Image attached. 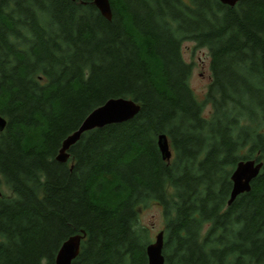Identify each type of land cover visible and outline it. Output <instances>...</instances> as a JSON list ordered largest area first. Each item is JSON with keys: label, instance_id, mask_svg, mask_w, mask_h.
<instances>
[{"label": "trees", "instance_id": "16d2710c", "mask_svg": "<svg viewBox=\"0 0 264 264\" xmlns=\"http://www.w3.org/2000/svg\"><path fill=\"white\" fill-rule=\"evenodd\" d=\"M110 2L108 20L93 0H0V264H55L83 231L72 264H148L140 209L153 201L167 264H264V165L228 204L236 164L264 162V0ZM185 40L209 50L203 101ZM113 97L140 111L86 131L59 161Z\"/></svg>", "mask_w": 264, "mask_h": 264}, {"label": "water", "instance_id": "95a60500", "mask_svg": "<svg viewBox=\"0 0 264 264\" xmlns=\"http://www.w3.org/2000/svg\"><path fill=\"white\" fill-rule=\"evenodd\" d=\"M222 3L235 6L242 0H220ZM101 14L108 20L112 19V6L110 0H93ZM140 104L132 98L113 97L102 105L94 108L82 121L80 126L70 133L62 142V146L57 155L61 162H67L70 158V148L81 136L89 130L101 128L108 124L121 123L133 118L140 111ZM7 120L0 114V130H4ZM158 145L163 158L170 161L172 158V148L166 134L159 135ZM264 162L257 159H241L235 166L231 174L232 190L228 204L242 193L251 190L252 181L260 174ZM3 192L0 189V198ZM86 232L75 234L65 240L56 256L55 264H72L81 249V242ZM164 230L157 233L155 240L151 241L147 247L148 264H167L163 254L164 249Z\"/></svg>", "mask_w": 264, "mask_h": 264}, {"label": "rangeland", "instance_id": "374dc122", "mask_svg": "<svg viewBox=\"0 0 264 264\" xmlns=\"http://www.w3.org/2000/svg\"><path fill=\"white\" fill-rule=\"evenodd\" d=\"M182 51L184 59L193 64L190 76L191 87L197 98L203 101L206 97L207 88L211 81L209 50L206 47H198L197 43L193 40H185L182 45ZM204 109V114L210 116L212 112L211 105L206 103ZM0 188L2 192H7L8 194L11 193L8 185L4 182ZM140 218L141 223L150 233L151 241L155 240L159 231L165 229V219L162 206L155 201L141 207Z\"/></svg>", "mask_w": 264, "mask_h": 264}]
</instances>
